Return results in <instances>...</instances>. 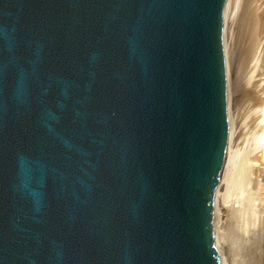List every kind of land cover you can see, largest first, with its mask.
I'll list each match as a JSON object with an SVG mask.
<instances>
[{
    "label": "water",
    "instance_id": "95a60500",
    "mask_svg": "<svg viewBox=\"0 0 264 264\" xmlns=\"http://www.w3.org/2000/svg\"><path fill=\"white\" fill-rule=\"evenodd\" d=\"M226 0H0V264H222Z\"/></svg>",
    "mask_w": 264,
    "mask_h": 264
},
{
    "label": "bare ground",
    "instance_id": "6f19581e",
    "mask_svg": "<svg viewBox=\"0 0 264 264\" xmlns=\"http://www.w3.org/2000/svg\"><path fill=\"white\" fill-rule=\"evenodd\" d=\"M231 1H233L231 2L232 6L229 5L231 4L229 3L230 0H226L225 8H224V15H223V26H222V50H223L225 76H226V110H227V117H228V123H229V130H228V135H227V143H226V148L224 152V157L222 161L221 172L219 176V183L215 187V197L213 201L214 245L217 249L219 256L221 257L222 264H248L249 261H247L246 258L242 256H238L237 254L231 253L233 250L231 247V242L229 241H232L236 245V247H233L236 249L235 252L236 251L238 252L239 249L246 248V250L248 251V254H249V251L252 250L253 252L255 250V248L258 246L261 240H263V243H264V56L261 57L262 55H264L262 53V51L264 50L263 48L264 43L262 42L264 40V37H263V40H261L262 37L261 38L259 37L260 36L259 31L261 33L262 30H259L261 28L256 29V27H258L259 25L258 24L259 22L258 23L254 22L255 24H257V26H255V28L253 26L251 27L252 31H251L250 39H254V40H251L254 42L256 39V43L252 44L253 42L249 40V42H251L250 44L251 47L249 45L250 50H249V55H247L248 56L247 60L249 62L247 65L248 77H247L246 84L244 85L246 89H250L249 91L252 93L250 94L251 98L250 97L248 98H250L251 102H256L258 104L255 105L253 103V106L250 105L252 106L251 117L253 119V125H252L253 131H251L252 136H253L252 137L253 139L251 141V145H252L251 154H255V156L249 155L250 159H253L251 157H254L253 159L254 163L252 162L250 165H248V168L246 169L247 165L246 167H244L245 158L244 160H243V157L238 158L237 143H238L239 138L237 136L235 138L236 130L234 127L232 130L231 128L232 126L230 122V119H231V108H230L231 99L230 98L231 97L229 93L230 87L228 83V70H227L228 67H227V50H226V31L228 29L227 28L228 25L226 23V17H228L230 21L231 19H233L234 14L237 13L235 12L236 11L235 9H237L236 4H238L237 2H239V0L238 1L231 0ZM256 5H257V2H256ZM228 8H231L230 9L231 11L227 12ZM227 13L228 15L230 13L231 18L227 15ZM231 23L233 24L232 21ZM232 24H229V25H232ZM231 28L229 27L230 30H232ZM229 29L228 31L229 33H231ZM254 33H256L257 35L255 36ZM263 34L264 33H262L261 35ZM261 42L263 43V46ZM247 171L250 173L249 179H247V176L249 173L247 174V176H245V173ZM262 186H263L262 188L263 192H261L260 194L262 195L261 199H263V202L261 203L262 206L260 205L261 208L259 207L260 211L258 210L252 211L255 209L254 208L251 210L252 212L250 213L251 208L249 207L250 209L249 208L245 209L246 206L245 207L243 206L246 204L249 205L250 202L254 201L252 196L246 197L245 193L246 192L248 193L250 190L247 187L258 189L259 187H262ZM233 191L235 192L237 191L235 193L237 195L235 196L236 197L239 196V198L237 202L233 201V203H230L231 202L230 197L232 198L233 197L232 194L234 195ZM254 196H255V193H254ZM241 197H242V200L240 199ZM254 198H257V195ZM229 209L233 211L232 213L233 218L231 217L232 219L231 221L233 222V225L232 227H230V232H231L230 236L227 233L228 231L226 230L227 223H228V219H227L228 216H226V214L229 211ZM256 213H258V215ZM222 249L223 251L225 249L226 250L228 249L227 252H230L229 256L227 255V252L226 254L223 253ZM244 250L243 249L240 250V253L245 252ZM247 251L244 254L247 255Z\"/></svg>",
    "mask_w": 264,
    "mask_h": 264
},
{
    "label": "rangeland",
    "instance_id": "374dc122",
    "mask_svg": "<svg viewBox=\"0 0 264 264\" xmlns=\"http://www.w3.org/2000/svg\"><path fill=\"white\" fill-rule=\"evenodd\" d=\"M231 2H233V1L230 0L229 3H231ZM256 2H257V5H256ZM237 3L238 4H236L237 5L236 8L238 10L235 9L236 10L235 12H237V13L234 14L233 19H231L233 24L228 19V17H226L227 25L230 28L233 26L231 28L232 30H230L229 27L227 26V28L231 31V33H229L228 29L226 31V50H227V67H228L227 70H228V83H229V87H230L229 93H230V97H231L230 98L231 99L230 100V108H231L230 122H231L232 130H233V127L236 130L235 131V138H236V136L239 138L238 143H237L238 158L243 157V160L245 158V160H244L245 166L244 167H246V165H247V167H246V169H247L248 165H250L254 159V157H251L253 159H250V156H255V154H251V149H252L251 141L253 139L252 138L253 137L252 132H251V131H253L252 130L253 119L251 117V115H252V112H251L252 109L251 108L253 106V103L255 105L258 103L251 102V100H250L251 95L250 94H252V93L249 91L250 89H246L244 84H246L247 77H248L247 65L249 62L247 60L248 59L247 55H249V50L251 47L250 44H251V42H253L252 44L256 43V39H255V42L251 41L254 39H250V35H251V31H252L251 27L253 26L255 28V26H257V24H255V23L259 22L258 24L260 26L258 25V27H256V29L261 28L259 30H262L261 33L258 30L259 34H260L259 37L260 38L262 37L261 40H263V37H264V34L261 35L262 33H264V31H263V29H264V0H258V1L257 0H241V1L239 0V2H237ZM229 5L232 6V3ZM230 9L231 8H228L227 12L231 11ZM230 13H229V15L227 13V15L231 18ZM229 24H232V25H229ZM254 35L256 36L257 34L254 33ZM249 40L251 42H249ZM262 42L264 43V40ZM263 43H262V46H263ZM249 45H250V47H249ZM263 48H262V50H263ZM262 53L264 54V50L262 51ZM263 56L264 55H262L261 57H263ZM248 97H250V98H248ZM250 105H252V106H250ZM235 118H236V120H235ZM234 120H235V122H234ZM247 157H248V159H247ZM248 173L249 172L247 171L245 173V176H247ZM249 176H250V173L248 174L247 179H249ZM247 188L250 190L248 193L247 192L245 193L246 197L252 196L254 201L250 202V204H249L250 206L247 204L243 205V206L244 207L246 206L245 209L250 207L251 208V209L249 208L250 213L252 211H256V210L260 211L259 207H260L261 203L263 202V199H261L262 195L260 193L263 192V190H262L263 186L259 187L258 189L257 188H249V187H247ZM236 192L233 191L234 195L232 194L233 197L232 198L230 197V200H231L230 203H233V201L237 202L239 196H237V197L235 196V195H237V194H235ZM250 193H252V194H250ZM254 193H255V196H254ZM259 194H260V196H259ZM256 195H257L258 199L254 198V197H256ZM234 196H235V198H234ZM240 199L242 200V197ZM259 199H261V200H259ZM256 202H257V204H256ZM249 209H248V211H249ZM252 209H254V210H252ZM228 212H229V214H228ZM228 212L226 214V216H228L227 217L228 223H227V229L226 230L228 231L227 233L230 236V233H231L230 227H232V225H233V222L231 221L232 220L231 217L233 216V214H232L233 211L231 209H229ZM256 214L258 215V213H256ZM231 237H232V235H231ZM229 242H231V247L233 250V251L231 250L232 254H237L238 256H242V257L246 258L247 261H249L248 264H251V263L252 264H264V243H263V240H261L259 242L258 246L255 248V250L253 252H252V250L249 251V254H248V251L246 250V248H242L243 250L245 249L244 250L245 252L247 251V255L244 254L245 252L240 253V250H242V249H239L238 252L237 251L235 252L236 249L233 247H236V245L232 241H229ZM222 251H223V249H222ZM227 251H228V249L227 250L225 249L223 251V253L226 254ZM229 253L230 252H227L228 256H229ZM239 253L242 255H240Z\"/></svg>",
    "mask_w": 264,
    "mask_h": 264
}]
</instances>
